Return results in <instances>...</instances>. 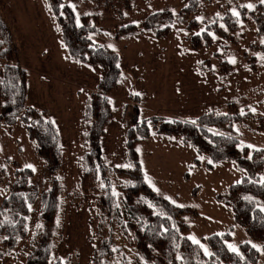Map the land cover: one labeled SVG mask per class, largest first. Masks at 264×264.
Segmentation results:
<instances>
[{"label": "rangeland", "instance_id": "374dc122", "mask_svg": "<svg viewBox=\"0 0 264 264\" xmlns=\"http://www.w3.org/2000/svg\"><path fill=\"white\" fill-rule=\"evenodd\" d=\"M190 1L106 0V6L110 5L113 11L109 13L99 8L95 0H62L77 25L83 16H97L98 33L88 35L89 39L95 45L112 49L120 57L121 79L109 95L112 119L101 141L105 163L110 167L128 168L123 144L130 109L123 111V106H131V110L137 106L139 120L147 121L150 126L149 138L135 146L147 183L160 197L197 212V216L185 217L189 240L208 253L202 239L230 233V250L237 251L241 244L248 243L259 252L257 264H264V243L249 239L244 229L234 222L231 211L216 200L217 195L225 194L230 185L240 181L244 172L232 162L214 164L208 170L206 165L211 162L207 156L198 155L178 137L158 135L152 123L173 119L193 122L206 112L225 113L231 103L241 113H250L254 120L264 117V54L251 49L263 45L264 37L257 35L254 21L251 18L242 21L238 11L240 7L251 11L264 0L203 1L182 19L179 14ZM45 3V0H0V14L7 21L16 19L21 65L30 78L29 100L46 113L59 135L61 167L57 174L63 190V208L57 220L60 236L54 239L53 256L65 264H91L92 208L87 203L71 204L64 195L81 192L86 183L82 180V156L88 148L82 114L86 100L94 92L100 69L78 63L68 55L59 26ZM161 13L174 16L168 36L140 33L128 38L115 37L121 26H140ZM226 14L237 19L234 32H228L227 25L221 21ZM216 21L231 39L212 35L209 47L193 50L190 37L201 34L207 25ZM190 23L192 27L196 25L191 31L187 29ZM224 63L229 67L222 76ZM234 129L239 135L240 147L264 149V132L254 133L243 124L234 125ZM7 159L32 170L31 184L40 194L50 188L53 178L46 174L44 162L35 154L33 143L20 122L10 127L0 124V164L9 178L14 168ZM260 179L264 181V171ZM3 199L0 191V203ZM37 206L30 207L31 227L37 221ZM31 234L32 231L9 257L0 259V264H25L32 249ZM127 238L117 235L115 240L130 260L135 251ZM120 262L118 255L113 264Z\"/></svg>", "mask_w": 264, "mask_h": 264}, {"label": "trees", "instance_id": "16d2710c", "mask_svg": "<svg viewBox=\"0 0 264 264\" xmlns=\"http://www.w3.org/2000/svg\"><path fill=\"white\" fill-rule=\"evenodd\" d=\"M203 1L213 0H191L179 16L183 19L190 15ZM95 2L103 11L113 12L110 5L106 6V0ZM46 3L61 28L69 56L81 64L100 69L94 92L86 101L83 112L88 151L82 156V180L86 183H83L81 192L64 195V199L71 204L79 206L87 203L92 208L89 221L93 232L91 242L94 244L91 264H113L118 255L119 264H257L259 252L248 243L241 244L237 251L229 249L230 233L202 239L208 253L201 245L189 240L185 217L197 216V212L160 197L146 181L135 146L149 138L150 126L147 121L139 120L137 106L132 110L131 106H123V111L130 109V122L125 127L126 141L123 144L128 168L110 167L105 163L101 141L112 119L109 95L121 79L120 57L112 49L95 45L89 39L88 35L98 33L97 16H83L77 25L62 0H46ZM238 11L241 20L251 18L257 35L264 37V2L256 4L251 11L243 7ZM173 20L174 16L170 13L157 14L140 26H121L117 32L114 31L115 37L128 38L140 33L166 37L171 33ZM235 20L226 14L221 21L227 25L228 32H234L237 27ZM218 22L207 25L204 32L190 37L193 50L209 47L212 35L231 39L218 27ZM195 27L190 23L187 29L191 31ZM251 49L264 54V44ZM0 64V124L10 127L20 122L24 125L35 154L44 162L46 174L53 178L50 188L40 194L31 184V169L7 159L6 162L14 168L12 176L7 178L0 164V191L4 194L0 203V259L9 257L32 231V249L25 264H65L53 256L54 239L60 236L57 220L63 208V190L57 174L61 167L59 135L44 112L26 104V73L20 67L13 27L1 14ZM222 67L220 74L224 76L229 65L224 63ZM137 99L134 98L135 101ZM159 121L152 122L156 133L178 137L198 155L207 156L211 162L206 165L208 170H212L214 164L232 162L244 172L242 179L230 185L225 194L217 195L216 200L231 211L234 222L244 229L249 239L264 243V181L260 179L264 171V149L240 147L239 135L234 129V125L243 124L254 133L264 132V117L254 120L250 113H241L231 103L226 106L225 113L206 112L193 122L175 119ZM195 164L198 166V161ZM36 204L37 221L31 227V208H35ZM117 235L128 237L135 251L134 258L129 260L124 254L123 247L115 240Z\"/></svg>", "mask_w": 264, "mask_h": 264}, {"label": "crops", "instance_id": "0c3cea01", "mask_svg": "<svg viewBox=\"0 0 264 264\" xmlns=\"http://www.w3.org/2000/svg\"><path fill=\"white\" fill-rule=\"evenodd\" d=\"M45 2H46V0H45ZM45 8L48 10V8H47V3H45ZM9 21V23L12 25V27H13V32H14V39H15V45L17 46V48H18V50H19V57H20V67L22 68V65H21V62H22V57H21V51H20V40H19V38H17V26H16V24H17V22H16V19H11V20H8ZM59 26V25H58ZM59 33H60V36H61V40H62V43H63V39H62V31H61V28L59 27ZM64 44V43H63ZM65 45V44H64ZM67 50V49H66ZM67 53H68V51H67ZM69 55V54H68ZM74 60V59H73ZM76 61V60H75ZM79 63V62H78ZM23 69V68H22ZM29 83H30V78H28L27 77V75H26V85H27V100H26V104H27V106H29V107H32V108H35V109H39L37 106H38V104L37 103H35V102H33V101H31L30 102V100H29V97H30V95H29V93H30V89H29ZM87 101V100H86ZM39 111H40V109H39ZM41 112H44V111H41ZM83 112H84V109H83ZM45 113V112H44ZM46 114V113H45ZM83 115V114H82ZM141 166H142V164H141ZM143 169V168H142ZM143 172H144V170H143ZM144 174H145V172H144ZM145 178H147V176H146V174H145ZM147 181V180H146Z\"/></svg>", "mask_w": 264, "mask_h": 264}]
</instances>
